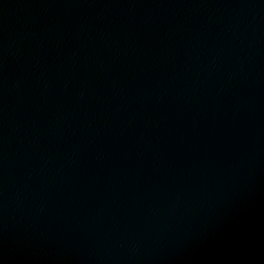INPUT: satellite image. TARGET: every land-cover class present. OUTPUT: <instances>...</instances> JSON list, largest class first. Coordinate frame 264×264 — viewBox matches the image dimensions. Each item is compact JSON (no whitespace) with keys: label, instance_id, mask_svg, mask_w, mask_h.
I'll list each match as a JSON object with an SVG mask.
<instances>
[{"label":"water","instance_id":"1","mask_svg":"<svg viewBox=\"0 0 264 264\" xmlns=\"http://www.w3.org/2000/svg\"><path fill=\"white\" fill-rule=\"evenodd\" d=\"M0 264H264V0H0Z\"/></svg>","mask_w":264,"mask_h":264}]
</instances>
